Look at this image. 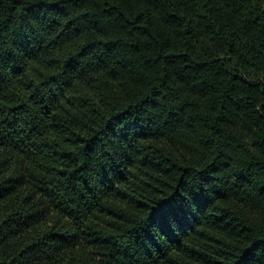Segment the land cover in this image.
<instances>
[{
  "label": "trees",
  "instance_id": "trees-1",
  "mask_svg": "<svg viewBox=\"0 0 264 264\" xmlns=\"http://www.w3.org/2000/svg\"><path fill=\"white\" fill-rule=\"evenodd\" d=\"M0 264H264V0H0Z\"/></svg>",
  "mask_w": 264,
  "mask_h": 264
}]
</instances>
